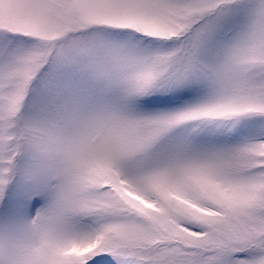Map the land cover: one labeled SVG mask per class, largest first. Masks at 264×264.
I'll use <instances>...</instances> for the list:
<instances>
[{"label": "snow or ice", "instance_id": "obj_1", "mask_svg": "<svg viewBox=\"0 0 264 264\" xmlns=\"http://www.w3.org/2000/svg\"><path fill=\"white\" fill-rule=\"evenodd\" d=\"M0 264H264V0H0Z\"/></svg>", "mask_w": 264, "mask_h": 264}]
</instances>
